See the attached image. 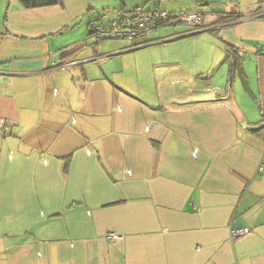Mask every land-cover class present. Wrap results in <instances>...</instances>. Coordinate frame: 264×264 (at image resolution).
I'll list each match as a JSON object with an SVG mask.
<instances>
[{
    "label": "crops",
    "instance_id": "1",
    "mask_svg": "<svg viewBox=\"0 0 264 264\" xmlns=\"http://www.w3.org/2000/svg\"><path fill=\"white\" fill-rule=\"evenodd\" d=\"M139 1L0 0V118L11 130L0 134V264H264V127L249 129L264 124V18L243 16L264 0H229L210 19L209 0H188L178 15L201 13L202 25L162 24L147 43L89 35L93 22L182 8ZM198 34L220 45L190 71L222 61L225 91L188 84L184 64L153 48ZM211 48L195 54L207 63ZM134 51L137 65L114 67L112 55ZM231 228L249 232L234 239Z\"/></svg>",
    "mask_w": 264,
    "mask_h": 264
},
{
    "label": "rangeland",
    "instance_id": "2",
    "mask_svg": "<svg viewBox=\"0 0 264 264\" xmlns=\"http://www.w3.org/2000/svg\"><path fill=\"white\" fill-rule=\"evenodd\" d=\"M111 6H115V5H120L121 2L120 0H107ZM127 3L129 0H125ZM168 1V0H166ZM171 1H175L174 4L181 6L182 8L177 10V11H172L173 15L177 16L178 12H180V10H186L188 8H186L187 4L191 5L193 4L192 1H178L177 0H171ZM177 2V3H176ZM144 1L141 0L139 1V4H143ZM170 4H173V2H170ZM231 4H233V2H229V0H209L207 1V5L205 8V19H210L213 16L217 15L219 12H224V11H229L230 7L232 6ZM109 7V9L111 10L112 7ZM153 4H148L146 5V8H150L152 7ZM159 8V7H158ZM228 8V9H226ZM255 8V7H254ZM161 9V8H160ZM253 9V8H252ZM251 10V9H250ZM249 10V11H250ZM111 12L113 13V9L111 10ZM172 23V22H170ZM164 28L166 30H171V33H174L172 30H174L175 32H183L186 30L189 31V27L181 24V23H177V22H173V24L167 25V26H163L161 27V29ZM165 32V31H163ZM183 35V34H181ZM185 35V34H184ZM90 39H94L92 37H90ZM96 40V39H95ZM100 44L101 43H118V42H124L123 40L120 39H107V40H97ZM135 41V40H134ZM214 41L217 43L219 42L218 39H216V37L214 36H208L206 34H198L197 36H192V37H187V38H183V39H179V40H175L174 42H169V43H160V44H156V46H154L153 48H156L157 53H161V54H165V56H167L168 58L171 59H177L180 60L179 62L187 68V72L190 73V75H186L183 77V80L185 82H187L190 85H194L195 81L192 79L191 75L193 77H196V82L201 83V82H205L206 80H210V82L212 83V85L215 84V86H218L219 88H221L222 90H226V84H227V67L225 66H221L220 63L222 61H219L218 63L215 62V65H213L212 70L210 71V73L202 75L201 71L200 72H193L190 70H199L197 68H206V65H209L211 63L213 59V54H214V48H211V46L216 45V43H214ZM127 42V41H125ZM128 42H130L128 40ZM223 45V42H220ZM218 45H220L218 43ZM208 48H211V52H210V58L207 61V63L203 62V60L199 59L201 57V55H197L195 53H203L204 51H208ZM241 51V50H240ZM242 52V51H241ZM140 53H144V51H140V52H123L122 54H115L112 55L111 57L113 58V61H111L114 65V67L116 68H120L121 64H125L127 65V67H131L132 65H137L140 61H141V56ZM215 53H219V51H215ZM111 54V53H110ZM215 58V57H214ZM250 58L251 55L249 54H244L243 56V60L245 61V66L247 67L246 70L248 71V73L252 74V64L250 63ZM189 69V70H188ZM125 73H130V71H126ZM235 77L239 80V75L235 72ZM234 75L233 79H234ZM134 81H136V79H132ZM147 81V80H146ZM183 84H176L175 85V89L177 90V92H182L183 90H185L183 88ZM234 90V87H233ZM232 90V92H233ZM237 90L246 96L243 88L240 86H237ZM247 97V96H246Z\"/></svg>",
    "mask_w": 264,
    "mask_h": 264
},
{
    "label": "built area",
    "instance_id": "3",
    "mask_svg": "<svg viewBox=\"0 0 264 264\" xmlns=\"http://www.w3.org/2000/svg\"><path fill=\"white\" fill-rule=\"evenodd\" d=\"M245 18L263 17L264 18V6L258 4L255 8L248 11L243 15ZM170 18V13L160 8H154L146 12H136L131 15H124L115 17L108 23L103 24L100 21L93 22L91 24V34L96 39H128V40H140L143 43H147V35L161 24H165ZM177 23H181L187 26L199 27L202 25L203 15L201 13L189 12L183 13L178 16H174ZM244 19V18H243ZM151 42V41H150ZM240 56L242 52L237 50ZM76 62H69L63 67H71ZM0 134L9 135L11 130L7 121L0 118ZM249 232V229H230L232 238L237 239ZM109 238H113V233H108Z\"/></svg>",
    "mask_w": 264,
    "mask_h": 264
},
{
    "label": "trees",
    "instance_id": "4",
    "mask_svg": "<svg viewBox=\"0 0 264 264\" xmlns=\"http://www.w3.org/2000/svg\"><path fill=\"white\" fill-rule=\"evenodd\" d=\"M22 5L24 7H29V8H32V7H40V6H47V5H52V4H57L60 2V0H20ZM138 10H136L134 13H136ZM167 12V11H166ZM189 13V12H188ZM241 15H236V17H231V14H229V16H225L223 18V21L224 22H228V21H232V20H235V19H238L240 18ZM175 21V18L173 15L170 14V18L169 20L166 22V23H169V22H174ZM176 22V21H175ZM165 23V24H166ZM92 24V23H91ZM91 24H90V27H91ZM162 25V24H161ZM209 31H211V29H208ZM89 35H92L91 34V29H89ZM234 52L233 53H230L229 55L227 54V58L229 59V67L230 69L233 71V70H237V68H239V60L236 56H238L237 54V50H233ZM236 54V55H235ZM239 57V56H238ZM239 71H241V69H239Z\"/></svg>",
    "mask_w": 264,
    "mask_h": 264
},
{
    "label": "water",
    "instance_id": "5",
    "mask_svg": "<svg viewBox=\"0 0 264 264\" xmlns=\"http://www.w3.org/2000/svg\"><path fill=\"white\" fill-rule=\"evenodd\" d=\"M261 127H264V124L258 126V127H249L250 130H256V129H259Z\"/></svg>",
    "mask_w": 264,
    "mask_h": 264
}]
</instances>
